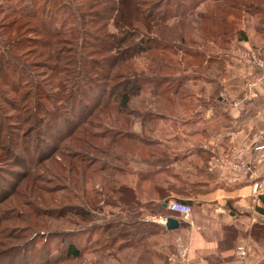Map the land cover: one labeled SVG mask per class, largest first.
<instances>
[{
	"label": "trees",
	"instance_id": "1",
	"mask_svg": "<svg viewBox=\"0 0 264 264\" xmlns=\"http://www.w3.org/2000/svg\"><path fill=\"white\" fill-rule=\"evenodd\" d=\"M3 1L9 2L10 0ZM49 1L45 0L42 4L49 3ZM164 1L167 4L172 2V8L161 9ZM205 1L217 4L218 7L211 8L207 13H199L203 14L199 19L204 25L203 29H199L197 37L203 45L216 37L219 42L226 45L221 49L223 57L216 59L207 54L208 57L205 61L206 71L211 66H216L221 72L224 63L228 60L226 57L229 46L235 37L238 41L247 40L243 31L231 29L234 22L229 21L228 18L233 17L230 15H236L242 9V5L247 6L246 11L254 10L245 12L252 16L254 12L261 11L258 9V3L264 4V0H153V2L147 0H83L81 5H74L75 26L73 25L71 29H66L62 21L61 25L57 27L58 30L55 28L53 31L49 28L48 23L55 25V20L49 18L46 21L44 14L41 16L39 19L40 29L48 38L65 37L63 41H57L53 45L41 44V41L34 37L29 38L22 35L23 31L31 30V34L35 33L40 36V31L35 27H26L27 23H24L25 25L17 23L20 19L35 20L34 22L38 23L37 15L33 11V9L35 10L34 4L31 2L27 5L25 2V5L33 9L28 10L29 7L18 9L20 16L16 15L19 20L14 19L11 23H7V25L3 23L0 26V30L17 27V33L14 35L8 33V37L3 39L2 45H0V63L3 65L0 67V84L8 86L10 92L18 97V104L12 103L11 109L15 112L16 122L27 125L23 132L15 135L14 142L8 136L4 149L9 150V154L15 160H22L23 155L17 153L15 149L21 146L24 137L30 139L31 142L33 140L32 152L35 160L37 158V162L34 164L37 167L40 162L48 160L51 155L57 153L56 151L60 150L64 142L70 140V143H73V136L80 130L84 138L79 137V142L85 145L86 150L97 153V156L91 157L88 154H82L81 151L72 150L68 155L69 162L72 163L73 160L80 159L87 165V169L97 165L96 176H100L101 182L105 183L100 188L105 187L103 189L107 190L106 192L112 195L117 203L128 202L127 206H129L130 189L116 180V176L122 172L124 158L122 151L133 152L134 149L140 147V142L143 154L148 155L145 151L149 144L145 140L129 134L133 139L126 145H122L121 139L128 136L123 132V128L127 129L131 126V124L128 125L129 121L127 122L124 116L141 119L142 125L157 119H171L169 120L170 126L175 127V119L169 115L167 118L166 105L162 106V103L164 101L172 103L171 109H173L174 106L178 107L183 102L182 100L189 99L192 102L191 106H180L178 112L184 113L187 109L190 112L198 110L189 117L188 121H182L184 125L192 124L191 120L200 115L199 107L204 103L203 95L209 94L211 99L217 95L216 77H211L207 79V83H203V86L199 88L202 93L183 94V88L192 84L189 82L199 81L197 78L201 75L194 70H200L201 66H188V61L184 58L183 62L182 59L179 62L173 61L177 52L190 60L204 59L205 53L198 50L193 52L192 47L174 49L178 43H183L191 34L190 17L194 10ZM57 2V12L60 8L65 10L67 5H71L70 0L61 3L57 0ZM80 7L82 11H80ZM262 14H264V10ZM109 21L113 25V32L106 31ZM44 23H46V30L42 29L45 27ZM210 28H214L216 31H211ZM164 30H167L166 33ZM2 35H6V32H3ZM23 48L27 49L20 56L12 53V49ZM5 54H9L10 59H14L15 62H7L4 59ZM136 58L140 60V63H143L141 68L143 74L140 77L137 74L138 71L129 74L123 73L124 75L120 73V76L112 75L114 69L120 68L119 64ZM42 59L44 60L40 62L39 60ZM180 66L184 67L183 72L189 71L190 74L188 73L184 77L177 74V68ZM8 67H10V71H7ZM36 68L47 70V78L45 80L43 75L42 83L35 82L33 79L39 77V73L34 71ZM55 80H57L56 84ZM207 84L211 87L207 88ZM162 85L165 87L162 88ZM0 94L4 96L1 88ZM143 94L148 98L145 100L143 110L130 109L131 100ZM149 99L151 100L149 101ZM8 100L7 97L3 98V101ZM152 103H156V106L160 107L159 110L154 107L155 110L146 107L147 104L152 106ZM33 105L35 108L30 111ZM103 110L122 116L120 130L112 126L111 118L108 123L112 125L100 121L93 124L90 119L94 114ZM87 124L93 127L94 131L82 128ZM4 128L5 126L0 122V141ZM94 140L98 144L94 143ZM0 146L2 145L0 144ZM118 146L123 147L120 153L113 150ZM24 153L27 154L26 149H24ZM60 156L63 157L61 154ZM101 156L103 157L101 158ZM112 184L114 186L110 190ZM97 193L101 194L102 191ZM164 211L168 210L164 208ZM171 213L168 211L164 215ZM120 220L116 219L107 223L108 225H105L103 229L94 226V230L98 229L105 234L112 232L111 235H115L112 239L114 244L117 240L122 239L123 229ZM117 234L119 235L117 236ZM120 246L118 250L124 247L122 243ZM80 253L81 251L75 245L67 247V256L69 257H78Z\"/></svg>",
	"mask_w": 264,
	"mask_h": 264
},
{
	"label": "crops",
	"instance_id": "2",
	"mask_svg": "<svg viewBox=\"0 0 264 264\" xmlns=\"http://www.w3.org/2000/svg\"><path fill=\"white\" fill-rule=\"evenodd\" d=\"M245 34L247 40L229 46L228 60L216 78L217 95H203L200 115L192 124L174 129L171 119L144 125L137 119L123 131L128 134L121 139L123 146L133 139L129 134L149 145L148 155L140 142L133 152L122 151V172L116 180L130 195L129 206L122 202L112 209L120 210V217L114 218L121 219L123 229L124 247L117 262L166 264L161 250L167 246L173 251L179 237L188 248L186 264H264V162L259 160L261 152H253L264 136V70L243 60L250 51L264 60V29ZM146 107L157 108L156 103ZM210 149L217 154L243 151L250 171L209 170ZM169 200L191 207V226L180 222L176 213L164 215ZM153 216L174 218L180 226L167 230L146 220ZM150 227L155 231L146 232ZM241 245L248 250L244 260L235 255Z\"/></svg>",
	"mask_w": 264,
	"mask_h": 264
},
{
	"label": "rangeland",
	"instance_id": "3",
	"mask_svg": "<svg viewBox=\"0 0 264 264\" xmlns=\"http://www.w3.org/2000/svg\"><path fill=\"white\" fill-rule=\"evenodd\" d=\"M43 1L45 0H10L9 2L0 0V26L3 25V23L7 25V23H11L14 19L19 20L16 15H19L17 10L20 8H28L29 6L27 5L32 2L35 10L31 7H29L28 10L33 9L37 15L36 18L38 19V23L36 24L34 22L35 20L27 19H20L17 23H27L26 25L24 24L26 27H35L40 31V36H37L35 33L31 34V30L23 31L22 35L29 38L34 37L38 39V41H41V44L47 45H53L60 40L63 41L65 38L63 36L48 38L40 29L39 19L43 14L46 21H48L49 18L54 19L55 25L48 23L49 28L53 31L55 28L58 30L57 27L61 25L60 23H62V21L66 29H71L75 23L74 5H81L83 0H70L72 6L67 5V9L65 10H61L60 8L59 12L56 11L57 0H50L49 3L44 5L42 4ZM62 1L69 0H59L60 3ZM147 1L153 2V0ZM25 2L27 5H25ZM171 5L172 2L171 4H167L164 1L161 9L167 7L172 8ZM258 5V9L261 11L258 13L254 12L252 16L245 14V12H253L254 10L250 9L246 11L245 8H247V6L245 5H242V9L236 13V15H230L234 17L228 18L229 21L234 22L231 29L234 31L240 29L244 34L249 31L253 32L254 29H264V14H262L264 4L260 2ZM213 7L217 8L218 5L212 4L210 1H205L194 10V13H192L190 17L189 24L191 34L183 43H178L174 49H189V47H192L193 52L198 50L205 53L204 59L199 60H190L182 56L179 52H177V56L173 58L174 62H179L180 59H182L183 62L184 58L188 61V66H201L200 70H194L201 75L197 78L199 81L189 82L192 84L183 88L182 93L185 95L188 93H202V90H199V88L203 86V83H207V79L211 77L217 78L218 75L216 66H211L209 70L207 69L206 71L207 64L205 61L208 57L207 54H209L211 58L216 59L223 57L224 55L221 49L226 45L219 42L217 37L216 39L212 38L210 42L203 45L199 42L200 39L197 37L199 29H203L202 26L204 25L199 19L201 18L200 15L203 14L199 13H207V11H210ZM80 11H82L81 7ZM44 24L45 27H42V29L46 30V23ZM229 28L230 26L228 29ZM210 29L211 31H216L214 28ZM2 31L6 32V35H2ZM106 31H114L110 21ZM166 31L167 30H164V33H166ZM187 31L186 29V32ZM8 33L14 35V33H17V27L14 26L12 29L0 30V45H2V40L8 37ZM234 40H237V37H235ZM58 47H61V45H58ZM26 49L27 48L19 50L12 49V53L20 56ZM4 59L7 62H15L14 59H10L9 54H5ZM23 59L25 58L23 57ZM43 60L44 59L39 61L42 62ZM142 66L143 63H140L138 58L132 59L128 62L119 64L120 68L117 67L114 69L112 75L120 76V73L124 75L138 71L137 74L140 77L143 74L141 71ZM0 67H3L1 63ZM177 69V74H180L181 77H184L188 73L190 74L189 71L183 72L185 69L182 66ZM7 71H10V67H8ZM34 71L39 73L38 79L33 78L35 82L38 81L42 83L43 75V78L46 80L47 70L36 68ZM145 74L149 75L148 73ZM56 81L57 80H55V84L57 83ZM116 81H118V78H116ZM7 87L0 84L1 92L4 93V96L0 94V122L5 126L4 130H2L3 136L0 141V144L3 146H0V264H122L120 260H118V262L115 260V257H119V254L122 252V249L118 250L119 247H121V240H117L113 244L112 239L115 235L112 236V232L105 234V232L100 230H94V226L101 225V229H103L105 224L116 220L114 217H120L119 214H117L120 210L112 209L116 208V206L120 207L121 203H117L115 198H112V195L107 193V190L105 191V189H103L105 187L100 188L105 183L101 182L100 176H96V171L98 169L97 165L87 169V165L82 163L80 159H75L72 163L69 162L68 155H70L69 153L72 150L77 152L81 151L82 154H88L91 157L97 156V153L86 150L85 145L79 142V137L82 139L84 135L82 131L78 130L75 136H73V143L67 140L61 145L60 150L56 151L57 153L51 155L48 160L40 162L37 167L34 165L37 162V158L35 160V156L32 152L34 142L24 137L21 141V146L15 149L17 153L23 155V161L15 160L9 154V150L4 149L7 144L6 140L8 136H10L14 142L16 140L15 135L23 132L27 125L16 122L17 119L15 118V112L11 109V104H18V97L14 96ZM163 87H165V85H162V88ZM206 92H208V90H206ZM4 97H7L9 100L3 101ZM146 99L148 100L145 94L133 98L129 106L130 109H135V111L139 109L143 110L142 108H144ZM150 100L151 99H149V101ZM187 100L189 99L182 100L183 102L178 107L174 106L173 109H171L172 103L166 101L162 103V106L166 105V114L175 119L176 125L174 129L184 125L182 121H188L189 117L192 115L189 109L185 110L184 113L178 112L180 106H191L192 102ZM153 104L154 103H152V107ZM34 108L35 106L33 105L30 111ZM159 108L160 107H157L158 110ZM104 111L105 110L102 112L98 111L99 113L93 115L90 119L93 124L100 121L110 125L113 124L112 126H115V129L120 130L122 116L115 113L112 114L110 111ZM68 114L71 116L70 113ZM124 119L127 122L129 121L128 125L131 124V126L137 122V119L132 117L129 118L124 116ZM109 120L112 124L108 123ZM82 128H86L88 131H94L93 127L88 124ZM125 130L126 129L123 128V131ZM94 143L98 144L96 140H94ZM82 147L83 149L80 150ZM24 149L27 150V154L24 153ZM113 150L120 153L123 147L118 146ZM60 154L63 155V157H61ZM102 157L103 156H101V158ZM31 163L33 164L30 165ZM113 186L112 184L109 189L112 190ZM99 191H102V193H97ZM132 217H134V215L127 218L131 219ZM152 229L153 228H146V232H154L155 230ZM135 233H138L137 229ZM118 235L119 234H117V236ZM69 245H75V247L81 251L78 257L67 256V247ZM171 251V248L169 249L167 246H164L161 250V257L166 259ZM112 257H114V259H111Z\"/></svg>",
	"mask_w": 264,
	"mask_h": 264
},
{
	"label": "built area",
	"instance_id": "4",
	"mask_svg": "<svg viewBox=\"0 0 264 264\" xmlns=\"http://www.w3.org/2000/svg\"><path fill=\"white\" fill-rule=\"evenodd\" d=\"M243 60L247 64L264 70V60L255 51H250L248 54H245ZM253 152H261L259 160L260 162H264V136L261 139L260 145L255 147ZM209 153V170H215L216 168H230L237 172L250 171V166L243 155V151L231 149L225 153L217 154L214 149H210ZM165 207L168 211L176 213L180 222L187 223L190 226L192 225L191 207L188 204L177 200H169L167 204H165ZM167 219L168 218L163 216L146 218L147 221L158 224L163 228H166ZM235 255L240 260H244L248 255L247 246H237L235 249ZM187 256L188 248L182 243L181 239L177 237L175 249L167 255L166 264H186Z\"/></svg>",
	"mask_w": 264,
	"mask_h": 264
},
{
	"label": "water",
	"instance_id": "5",
	"mask_svg": "<svg viewBox=\"0 0 264 264\" xmlns=\"http://www.w3.org/2000/svg\"><path fill=\"white\" fill-rule=\"evenodd\" d=\"M179 223L176 219L174 218H168L167 223H166V229L167 230H176L179 228Z\"/></svg>",
	"mask_w": 264,
	"mask_h": 264
}]
</instances>
